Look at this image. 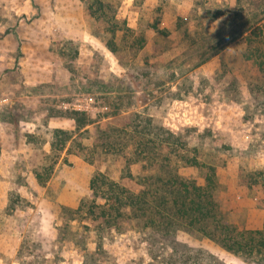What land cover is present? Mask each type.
<instances>
[{
    "label": "rangeland",
    "instance_id": "obj_1",
    "mask_svg": "<svg viewBox=\"0 0 264 264\" xmlns=\"http://www.w3.org/2000/svg\"><path fill=\"white\" fill-rule=\"evenodd\" d=\"M237 1L0 0V264H264L89 212L110 184L142 189L144 155L173 156L150 148L160 134L181 143L180 176L214 169L228 224L261 229L264 43L241 24L264 6Z\"/></svg>",
    "mask_w": 264,
    "mask_h": 264
},
{
    "label": "trees",
    "instance_id": "obj_2",
    "mask_svg": "<svg viewBox=\"0 0 264 264\" xmlns=\"http://www.w3.org/2000/svg\"><path fill=\"white\" fill-rule=\"evenodd\" d=\"M253 2L260 4V7L264 6V0H253ZM236 4L239 8L240 1L238 0ZM236 18L240 19V15H236ZM260 20L258 14H253L242 22L244 31H250L247 35L249 42L250 39L258 38L259 43H264V33L260 26L256 25ZM259 56L256 54L254 57ZM260 65L264 71V61ZM159 136L160 134L155 136L156 142L152 143L150 148L157 150L163 146L173 147L170 148L173 156L162 160L159 154L154 157L144 155L143 166L149 168L153 174L138 182L142 189L140 188L136 194L127 190L125 186L118 188L110 184V181L104 182L101 175H94L90 183L94 197L101 198L105 195L101 186L104 183L110 184L111 187L108 185L106 189L110 195L103 197L106 204L101 208L89 206L90 214L99 213L105 220L127 218L136 223L138 228L140 226L141 230H150L154 233L175 235L176 232L193 230L233 255H245L247 258L257 256L260 263L264 262V222L261 229L255 231H238L234 225L228 224L220 213L214 194L217 189L214 169L203 162H190L197 168V177L190 179L180 176L177 169H172L171 166L173 162L177 163V159L183 158L182 154H178V151H181L180 141L169 135L161 141L158 139ZM139 145L141 147L142 144ZM142 148L140 151L143 150ZM258 176H262L261 179ZM124 179L125 177L122 176L120 181ZM249 181L259 183L261 186L258 192L264 196V174L262 172L251 174ZM113 187L115 190H112ZM111 198L114 200L113 206L104 207ZM123 201L129 209L127 215L119 210L123 207L121 206ZM94 208H100V211H95Z\"/></svg>",
    "mask_w": 264,
    "mask_h": 264
},
{
    "label": "crops",
    "instance_id": "obj_3",
    "mask_svg": "<svg viewBox=\"0 0 264 264\" xmlns=\"http://www.w3.org/2000/svg\"><path fill=\"white\" fill-rule=\"evenodd\" d=\"M13 141H15V140L13 139V137L11 136V134H10V135L7 134L5 140H3V143H5V145H6V144H8V143H13ZM20 141H21V139H20ZM16 150H17V149H15L14 152H16ZM5 152H6V154L8 153L7 150H5ZM4 159H7V158L4 157ZM6 161H7V160H6Z\"/></svg>",
    "mask_w": 264,
    "mask_h": 264
}]
</instances>
